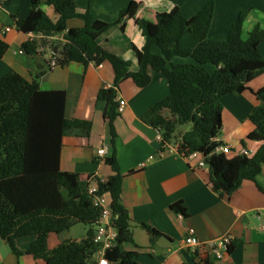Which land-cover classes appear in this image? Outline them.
Segmentation results:
<instances>
[{
  "label": "trees",
  "instance_id": "16d2710c",
  "mask_svg": "<svg viewBox=\"0 0 264 264\" xmlns=\"http://www.w3.org/2000/svg\"><path fill=\"white\" fill-rule=\"evenodd\" d=\"M42 6L51 7L57 19L51 20ZM28 8L25 19L13 17L19 32L34 36L21 44L22 53L34 57L46 51L50 54L48 63L53 67L63 68L70 63L111 67L113 87L100 89L97 100L105 104L103 117L110 126L113 149L116 138L113 124L118 116L116 90L129 79L139 89L147 87L151 69L161 74L169 87L168 96L141 117L145 125L161 133L160 148L173 145L182 157L200 155L216 193L231 195L244 181L254 182L264 165V145L251 157L228 159L215 153L220 145L213 140L221 132L222 98L241 93L253 78L264 72V59L257 50L258 43L264 41V30L255 28L243 40L239 17L224 41L209 40L214 0H207L189 19L178 7L154 13V23L135 20L145 44L141 50L134 49L138 70L133 73L129 71V62L106 52L97 43L98 37L113 24L95 20L88 12L79 13L76 0H28ZM136 10V3L130 2L117 13L115 24L124 18L134 19ZM73 19L82 21L83 26L68 29L67 22ZM58 35L60 39H53ZM184 35L193 40L194 48L183 46ZM154 48L160 54H155ZM7 50V43L0 40V61ZM175 57L189 58L192 62L173 64ZM207 65L214 67L212 73L206 69ZM41 75L36 74L31 82L15 72L0 78V238L17 257L25 254L45 264H96L93 256L98 248L92 239L100 212L93 206L92 197L80 188L78 175L59 168L63 137L69 133L89 137L91 123L67 120L65 92L42 91L37 83ZM263 93L264 89L256 93L261 105L250 115L255 138L261 141H264ZM186 125L189 129L176 142V130ZM103 161L113 174L105 182H98L97 194L109 197L118 229L117 245L106 252V258L112 264H136V254L124 249L133 240L130 218L121 204L123 176L114 151ZM172 209L182 217L188 216L182 202ZM77 224L87 228L82 241L65 242L48 250L49 235L68 231ZM142 226L151 238L160 236ZM27 237L35 240L25 252H20L15 242ZM232 248L230 245L226 253Z\"/></svg>",
  "mask_w": 264,
  "mask_h": 264
},
{
  "label": "crops",
  "instance_id": "0c3cea01",
  "mask_svg": "<svg viewBox=\"0 0 264 264\" xmlns=\"http://www.w3.org/2000/svg\"><path fill=\"white\" fill-rule=\"evenodd\" d=\"M135 2L134 19L124 18L116 22V15ZM207 0H76L79 13L88 12L95 20L113 24L98 37V45L106 52L129 62V71L137 72L138 64L134 49L141 50L145 38L135 20L153 22L154 13L170 12L178 7L187 19L193 17ZM214 14L208 39L224 41L232 24L242 18V39L246 40L255 28L264 30V0H214ZM41 9L53 21L57 19L51 7ZM29 14L28 0H0V40L8 50L0 61V78L15 72L28 82L38 73L37 83L42 91L65 92L64 116L67 120H85L91 123L89 137L69 133L62 139L59 168L63 172L76 173L83 192L98 187L112 176V170L104 163L114 151L123 176L121 204L130 218L133 243L124 249L136 254V264H264V165L254 182L244 181L231 195L216 193L211 188L207 166L200 167V155L182 157L173 145L160 148L157 131L145 125L141 117L157 102L169 94L165 78L149 69L150 83L139 89L132 80H126L116 90L118 100L125 107L114 121L115 147L111 144V131L103 117L105 104L97 100L100 89L113 87L114 74L108 64L84 66L70 63L66 67L49 65L50 54L46 51L31 57L20 54V46L33 38L23 34L15 26L13 17L25 19ZM83 22L69 20L67 28H80ZM8 30V31H6ZM61 35L53 37L60 39ZM182 44L192 49L193 40L184 35ZM257 50L264 59V41ZM155 54H160L154 48ZM188 60V61H187ZM189 58H173V64L191 63ZM208 66L206 69L209 71ZM214 67L212 71L213 72ZM264 89V72L253 78L239 94L227 95L221 100V132L215 139L226 146L232 159L253 156L264 145L255 137V126L250 121L252 112L261 105L256 93ZM264 98V93H263ZM104 150L103 157L97 151ZM144 164V167L140 165ZM132 172V174H129ZM109 199V197L107 196ZM182 202L188 216L182 217L172 209ZM146 226L160 234L157 238L143 228ZM79 224L47 239L48 250L65 242H80L87 229ZM79 230V231H78ZM78 232L80 233L78 235ZM192 232L202 243L208 244L228 235L232 250L222 259L208 255L205 249L196 252L184 247V237ZM34 237L18 239L17 250L25 252ZM153 251V252H152ZM208 257V258H207ZM0 264H45L28 255L15 256L0 238Z\"/></svg>",
  "mask_w": 264,
  "mask_h": 264
},
{
  "label": "built area",
  "instance_id": "2783aa9c",
  "mask_svg": "<svg viewBox=\"0 0 264 264\" xmlns=\"http://www.w3.org/2000/svg\"><path fill=\"white\" fill-rule=\"evenodd\" d=\"M8 31V30H6ZM22 54V51L19 52ZM118 108L117 112H122L125 107L124 100H118ZM157 140L159 143L162 142V135L160 132L157 131ZM213 143H216L215 139ZM169 145H165L164 147H168ZM174 151L178 153L177 147L173 146ZM215 153H222L227 155L229 153V149L226 146H218L215 148ZM179 154V153H178ZM245 156L246 153H243ZM105 155L104 150L97 151L98 157H103ZM180 155V154H179ZM196 155L193 153L187 157H192ZM181 156V155H180ZM186 157V158H187ZM144 167V164L140 165ZM200 167L206 166L203 161L199 163ZM98 187L90 189L87 193L92 197V204L95 208H97L100 212L95 233L92 239V242L98 250L94 254L93 258L96 264H112L106 258V252L116 247L117 245V236H118V229L114 224V220L116 219V215L113 214L111 209V202L110 199L107 198V195H98ZM184 247L190 249L193 252H196L200 249H205L208 255L213 256L215 259H222L224 254L227 252L228 247L231 245V238L226 235L213 243L202 244L195 235L190 232L187 234L183 239ZM153 252V251H152ZM208 258V257H207Z\"/></svg>",
  "mask_w": 264,
  "mask_h": 264
},
{
  "label": "rangeland",
  "instance_id": "374dc122",
  "mask_svg": "<svg viewBox=\"0 0 264 264\" xmlns=\"http://www.w3.org/2000/svg\"><path fill=\"white\" fill-rule=\"evenodd\" d=\"M183 46H185V44L183 45ZM186 47V46H185ZM188 61V60H187ZM191 62V61H190ZM208 69H210L209 71H212L213 70V67L211 66V65H209L208 66ZM189 129V126L188 125H186V126H180V127H178V129L176 130V132H175V135H174V137H175V141L177 142L179 139H180V137H181V135L185 132V131H187ZM78 228H76V229H82V227L83 226H81L80 224H79V226H77ZM84 228L85 229H87L85 226H84ZM79 231V230H78ZM80 233L78 232V235H79Z\"/></svg>",
  "mask_w": 264,
  "mask_h": 264
}]
</instances>
